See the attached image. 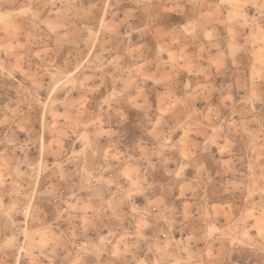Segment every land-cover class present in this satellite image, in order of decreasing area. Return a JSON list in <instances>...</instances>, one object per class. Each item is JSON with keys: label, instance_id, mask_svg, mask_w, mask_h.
Listing matches in <instances>:
<instances>
[{"label": "rangeland", "instance_id": "rangeland-1", "mask_svg": "<svg viewBox=\"0 0 264 264\" xmlns=\"http://www.w3.org/2000/svg\"><path fill=\"white\" fill-rule=\"evenodd\" d=\"M0 264H264V0H0Z\"/></svg>", "mask_w": 264, "mask_h": 264}]
</instances>
